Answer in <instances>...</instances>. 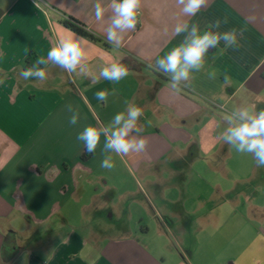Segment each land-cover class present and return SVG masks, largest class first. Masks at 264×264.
I'll return each instance as SVG.
<instances>
[{
    "label": "crops",
    "instance_id": "crops-1",
    "mask_svg": "<svg viewBox=\"0 0 264 264\" xmlns=\"http://www.w3.org/2000/svg\"><path fill=\"white\" fill-rule=\"evenodd\" d=\"M111 3L0 0V264H24L25 253L27 264H264V167L224 141L240 111L264 110V0H206L194 16L177 0H141L119 49L107 42ZM67 16L100 42L66 27ZM193 25L197 34L235 29L236 43L210 48L174 91L156 60L190 40ZM79 37L86 56L76 72L47 60L58 40ZM113 62L128 69L119 82L99 77ZM29 68L47 79L23 80ZM132 105L143 115L129 138L148 144L119 156L105 150V133ZM87 126L102 132L93 154L77 140Z\"/></svg>",
    "mask_w": 264,
    "mask_h": 264
},
{
    "label": "clouds",
    "instance_id": "clouds-1",
    "mask_svg": "<svg viewBox=\"0 0 264 264\" xmlns=\"http://www.w3.org/2000/svg\"><path fill=\"white\" fill-rule=\"evenodd\" d=\"M183 5L182 11L186 15H196L206 0H177ZM141 7V0H112L111 9L114 15L111 17L110 25L107 27V42L113 44L116 49L121 47L123 34L128 30H133L137 25V17ZM95 16L97 20L103 18L105 8L100 2L94 5ZM227 21H223L226 23ZM221 20L217 19L214 26L219 27ZM187 30V25H178L175 31L179 34ZM191 39L187 40L179 47L172 49L162 58H157L156 68L166 75H170V87L174 91H179L178 85L181 81L189 79L192 70L199 71L203 66V59L210 48H215L221 40L227 42L229 46L236 43V30L232 29L224 33H212L205 31L197 34V27L193 25L191 29ZM83 37L65 38L56 42L47 52V60L58 65L68 72H76L78 66L86 56V49L82 41ZM44 57L37 59L36 64H45ZM151 67V65H149ZM81 73L84 67L80 68ZM128 75V69L121 63L113 62L100 69L99 77L112 82H119ZM215 76V72L210 73V78ZM20 77L28 81L35 77L40 81L47 79L42 69H26L20 73ZM227 81V77H225ZM98 82V81H96ZM107 90H100L95 93L96 99L106 102L108 98ZM143 115L142 110L132 105L128 108L127 116L123 112L114 116L115 127L111 130L110 138L106 136L104 144L105 150H111L116 155L123 156L130 152H141L148 144L147 139H131L129 133L133 130L140 131L136 127L138 119ZM241 121L236 126L230 127L225 135L224 141L234 146L238 153L252 154L257 167H264V110L251 113L248 110H242L238 113ZM78 114H74L69 123H77ZM150 125V121L148 122ZM102 132L94 126H87L77 136V140L82 141L89 154L95 153L97 146L100 144ZM101 167L111 170L114 167L111 157H105ZM28 253L23 256L24 264H27Z\"/></svg>",
    "mask_w": 264,
    "mask_h": 264
},
{
    "label": "trees",
    "instance_id": "trees-1",
    "mask_svg": "<svg viewBox=\"0 0 264 264\" xmlns=\"http://www.w3.org/2000/svg\"><path fill=\"white\" fill-rule=\"evenodd\" d=\"M65 25L66 27H68L69 29H71L72 31H74L75 33L87 37L91 40L94 41H99L100 40L98 38H96L87 28L86 26L81 23L79 20L73 18L72 16H67L66 20H65Z\"/></svg>",
    "mask_w": 264,
    "mask_h": 264
},
{
    "label": "rangeland",
    "instance_id": "rangeland-1",
    "mask_svg": "<svg viewBox=\"0 0 264 264\" xmlns=\"http://www.w3.org/2000/svg\"><path fill=\"white\" fill-rule=\"evenodd\" d=\"M91 221H92L93 225L96 226V227L106 226V225H108L110 223L108 220H104V219L94 220L92 218ZM134 221H135V219H134ZM73 222H74V226H75L74 229L77 230V231H81V229L86 226L85 224H83V222H80V218H79L78 215L73 219ZM16 226L18 227V229H22V224L17 222ZM23 237H24L25 242H27V240L30 237H32V234H25V235H23Z\"/></svg>",
    "mask_w": 264,
    "mask_h": 264
},
{
    "label": "built area",
    "instance_id": "built-area-1",
    "mask_svg": "<svg viewBox=\"0 0 264 264\" xmlns=\"http://www.w3.org/2000/svg\"><path fill=\"white\" fill-rule=\"evenodd\" d=\"M216 106H218V107H220V108H222V109H224V107L223 106H219V105H217V104H215Z\"/></svg>",
    "mask_w": 264,
    "mask_h": 264
}]
</instances>
